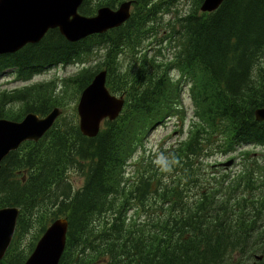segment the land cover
I'll return each instance as SVG.
<instances>
[{
  "label": "trees",
  "instance_id": "trees-1",
  "mask_svg": "<svg viewBox=\"0 0 264 264\" xmlns=\"http://www.w3.org/2000/svg\"><path fill=\"white\" fill-rule=\"evenodd\" d=\"M121 1L84 0L80 12L92 16ZM202 2L164 26L171 0H134L132 17L106 33L70 42L51 29L39 43L0 55V74L11 69L24 82L0 92V118L63 110L40 141H26L0 165V208L21 210L0 264H25L61 217L69 231L60 264H264L256 259L264 256V158L245 151L264 145V122L255 117L264 106V0H225L194 14ZM94 54V66L68 78L30 82ZM104 69L107 86L126 104L87 137L76 108H64ZM185 85L194 107L188 138L129 172L146 133L182 112ZM236 152L239 171L212 161ZM72 174L84 178L78 189Z\"/></svg>",
  "mask_w": 264,
  "mask_h": 264
},
{
  "label": "water",
  "instance_id": "water-1",
  "mask_svg": "<svg viewBox=\"0 0 264 264\" xmlns=\"http://www.w3.org/2000/svg\"><path fill=\"white\" fill-rule=\"evenodd\" d=\"M84 0H0V55L15 54L28 44L39 43L51 29H59L70 42H78L93 34L120 27L132 16L133 0L124 1L116 9L104 6L94 16L79 12ZM225 0H204L203 12H214ZM108 71L95 74L82 91L77 111L81 132L96 137L106 120L114 121L122 113L125 95L113 94L107 86ZM63 110L55 107L45 116L30 112L18 121L0 118V165L26 141H40L53 128ZM256 120L264 122V106L255 110ZM231 158L221 163L230 168ZM18 207L0 208V260L10 248L20 215ZM69 231L67 217L54 220L39 239L25 264H60L66 250ZM262 259L263 255H257Z\"/></svg>",
  "mask_w": 264,
  "mask_h": 264
},
{
  "label": "rangeland",
  "instance_id": "rangeland-1",
  "mask_svg": "<svg viewBox=\"0 0 264 264\" xmlns=\"http://www.w3.org/2000/svg\"><path fill=\"white\" fill-rule=\"evenodd\" d=\"M169 1V0H168ZM173 3V7H170L168 10H170L169 13H166L163 18L164 26H167L169 22H176L178 17V8L183 9L184 12L189 11V9L194 4V0H171ZM180 4V5H178ZM165 41L163 42L162 51L164 53H168L170 48L165 46ZM159 45L156 44L155 48H158ZM161 56V54H159ZM90 59V62H87L86 64L82 63H75L72 65H69L67 67H59L55 69L48 70L42 74L36 75L30 82L36 83L41 82L43 80L49 81L52 78H68L69 76L74 75L77 71H79L84 65L86 67L94 66L97 61L100 60V54H94ZM176 79L180 77V74L177 71H174L172 74ZM14 73L10 71H5L0 75V92L4 89H13L17 87H21L24 83H21L19 81H16L14 79ZM62 90L59 87V91ZM81 95V94H80ZM80 98V96H79ZM79 101V99H78ZM78 101L76 103H69L65 108L64 112H74V109L76 108V114L78 115L77 111V105ZM178 104L180 105V108H182V112L178 113L177 116H173L170 118H166L164 123H157L154 125L150 131L146 133V136L143 141V146L139 148L137 153L135 154L134 158L131 160V164L128 166L129 172H133L136 169V163L142 161L144 164H147L145 161L148 160H155L159 161L163 155V151L167 148L177 145L178 143L184 141L188 138L191 126H192V120H193V112L194 107L192 104V100L189 96V89L188 85H185L183 88V94L182 96H179ZM245 151H251L253 156L255 158L258 157V159L262 160L264 158V145L262 146H254V145H247L245 146ZM233 156H236L237 160L235 164L229 168L232 170V172L239 171V169L242 168V161L243 158L239 153L234 154H228V155H221L217 154L213 158L214 163H222L229 159H231ZM247 162V160H246ZM262 163V161H260ZM221 168V167H220ZM230 171V170H229ZM71 181L74 184V187L76 189L80 188L84 183V178L80 177L76 174L71 175ZM32 234L26 237H24V244L27 245L31 242Z\"/></svg>",
  "mask_w": 264,
  "mask_h": 264
},
{
  "label": "bare ground",
  "instance_id": "bare-ground-1",
  "mask_svg": "<svg viewBox=\"0 0 264 264\" xmlns=\"http://www.w3.org/2000/svg\"><path fill=\"white\" fill-rule=\"evenodd\" d=\"M124 1H129V0H124ZM124 1H121L116 7H114V9L118 8V7L120 6V4L123 3ZM203 1H204V0H203ZM83 3H84V1H83ZM83 3H82V4H83ZM202 3H203V2H202ZM178 5H180V4H178ZM201 5H202V4H201ZM81 6H82V5H81ZM81 6H80V7H81ZM105 6H107V5H105ZM170 6L173 7V4H171ZM194 6H195V4L192 5V7H191V8L189 9V11H187V12H184L183 9H179V8H178V10H177V12H178V16L180 15V16H179V18H180L179 20H181V18H186V17H188L189 15H191V12H192V9L194 8ZM101 7H104V6H101ZM101 7H100V8H101ZM109 7H110V6H109ZM134 7H135V6H134V0H133L132 14H133V11H134ZM112 8H113V7H112ZM98 10H99V8H98ZM98 10H97V12H98ZM79 12H80V8H79ZM97 12H96L94 15H96ZM200 12H203V11L201 10V6H198V10H197V12L194 13V14H200ZM80 13H81V12H80ZM205 13H206V12H205ZM208 13H210V12H208ZM94 15H92V16H94ZM85 16H86V15H85ZM131 17H132V16H131ZM127 21H128V20H127ZM127 21H126V22H127ZM126 22H125V23H126ZM125 23H124V24H125ZM116 28H117V27H116ZM113 29H114V28H113ZM110 30H111V29H110ZM108 31H109V30H108ZM108 31H107V32H108ZM105 33H106V32H105ZM102 34H103V33H102ZM93 35H94V34H93ZM90 36H91V35H90ZM88 37H89V36H88ZM85 39H86V38H85ZM80 41H81V40H80ZM78 42H79V41H78Z\"/></svg>",
  "mask_w": 264,
  "mask_h": 264
}]
</instances>
